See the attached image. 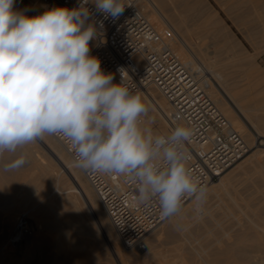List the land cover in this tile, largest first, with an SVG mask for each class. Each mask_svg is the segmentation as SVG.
Listing matches in <instances>:
<instances>
[{"label": "clouds", "instance_id": "obj_1", "mask_svg": "<svg viewBox=\"0 0 264 264\" xmlns=\"http://www.w3.org/2000/svg\"><path fill=\"white\" fill-rule=\"evenodd\" d=\"M118 19L121 0H80L75 8L53 7L28 16L15 0H0V157L59 135L70 141L77 166L123 175L137 184L140 203L155 199L162 219L179 213L185 197L202 202L206 190L190 175L184 144L189 127L170 134L142 129L149 108L138 93L114 83L90 54L97 36L88 4ZM20 155L4 163L14 171Z\"/></svg>", "mask_w": 264, "mask_h": 264}, {"label": "bare ground", "instance_id": "obj_2", "mask_svg": "<svg viewBox=\"0 0 264 264\" xmlns=\"http://www.w3.org/2000/svg\"><path fill=\"white\" fill-rule=\"evenodd\" d=\"M137 1L145 15L158 27L167 24L161 13L162 10H168L166 0ZM173 2L172 6L174 4ZM246 4L247 3H245V7H247V5L250 7L251 5L252 8L257 10V12L261 7L259 1L252 2L250 5ZM175 5L177 9H179V13L182 15L181 17H183V13L187 11L198 12L203 7L200 0H195L193 3L181 1ZM53 7L69 8L64 3V0H15L14 4L15 11L28 16L42 14L47 9ZM239 7H241V4L239 3L231 6L229 5L231 11H234L235 9L239 10ZM242 8L244 7L242 6ZM261 9H263V6ZM216 22L217 21L215 20V24ZM184 33H186V31ZM181 38L182 40L178 49L179 54L186 64L200 73L205 74V80L208 83V92L211 98L220 111L228 118L233 128L243 135L245 146L247 147L246 152L250 151V148L256 144V134L247 127L240 114L234 110L229 100L223 96L221 90L236 106L237 110L250 123L253 130L259 136H264V122L261 120L262 118L260 119L253 112L252 107L243 101L237 93L233 81L227 74L220 70V67L218 68L216 66V63L213 64L215 65L214 67H208L206 64H199L195 59L190 58L187 52H185L186 45L184 46V42L187 43V40L185 41L187 37H184L185 39H183V37ZM213 56L215 57V55ZM209 75L217 79L221 90L210 80L211 77ZM157 90L158 89L155 87H149L141 95L149 108V112L147 115L143 116V122L140 126L142 129L150 130L154 134H165L169 131L168 116L171 113V107L167 99L159 90ZM55 143L45 135L43 139H39L35 143H31L18 149L19 151H25L28 153V157L26 156V165L18 170L5 171L3 165L10 160H7L6 154L0 157V178L5 183V189L2 191L0 190V193H2V199L0 200V206L2 207L0 217L3 222L6 221L5 223H8L9 220L11 221V218H14L17 210H20V207L25 208V212H27L30 217L34 218L39 224L40 229H42V233L37 234L36 245H40L42 248L47 247L49 243L52 245H61L63 250L70 253L71 258L76 264H90L88 254L101 253L103 252L104 247L110 248L120 263L152 264L151 261L156 260L157 256H160L157 246L159 241H164H162V238L166 237L167 239H170L171 237L172 239V237L174 238L183 235L182 233L184 232L182 229L184 230V228L190 230L193 229V231L197 233V236H202L208 232L209 229L208 233H211L212 226L210 227V221L218 212H222L230 218L229 228H227L228 226L226 227L228 223L224 225L229 230L228 237L226 230L225 237H222V239L219 240L217 237L222 235V233L220 234L218 232L220 235L217 234L218 236L216 235V238L219 241H217V239L216 242L209 241V244L207 242L205 248L200 247L201 250L198 249V246L196 249L194 247L190 248L191 244L194 243L191 242L189 247H187L188 244L185 246L188 254H190L191 257L193 256V259H197L198 264H239V261L233 259V255H236V257L239 258L237 255L243 256L249 252L246 254L249 258L248 256L246 258L250 261V264H264L263 149L262 151L260 148H256L255 151L247 155H245V152L243 156L222 173L217 183L214 182L215 184H212L207 188H204V186L203 188L206 190V194L202 202H197L195 199L189 198L182 205L178 214L165 220V222L150 233L152 237L149 240L147 238L148 248L141 251L128 249L125 246L122 247L119 238L113 236L109 230L107 222L105 221V214H103L99 207V198L95 192V195L91 192V189L87 184L88 181L85 182L82 178L84 175L83 171L77 167L72 160L66 159L67 157L65 158L63 156L61 150ZM40 148L48 152L49 156L47 157L41 152ZM261 153L262 156L259 155ZM4 173L11 175L12 178H7ZM242 175H245V177ZM246 178H251L252 180L249 182V185L246 182L247 186H245V189L247 190V194L242 198L243 196L241 197L240 195L239 197L237 194H234L232 188L233 186H240L239 188H241V185L238 186L236 184L243 183L238 181L236 183V180H242V182H244L243 180ZM246 190L244 192H246ZM220 194L229 199L227 206H222V210H219L221 209V207H219L221 205L219 204L218 206L217 202L215 203V200H213L216 196H220L221 198ZM241 198L245 199V205L238 202L242 201ZM206 205H208V208H210L209 205H213L214 208L212 213L203 214V218H201L200 215L199 219H196L198 221H195L196 223H194L193 226L190 228L189 226H186L189 225V219L199 214L201 206L204 207ZM222 213H220V215L226 219L225 215H222ZM22 215L24 214L21 213L18 215L19 217H17L14 225V233L11 240L15 242L21 241V239L28 233L27 225L20 220ZM226 220H228V218ZM91 223H94L97 226V229L92 228ZM68 228H72L74 232L72 230L71 232L68 231ZM214 233L216 234V232ZM187 238L188 237L186 236V239ZM205 239H208V237ZM244 241H250L249 245H241ZM180 246H182V244ZM20 261L21 260H19V263ZM189 262L190 261H188V263ZM182 264L185 263L183 262Z\"/></svg>", "mask_w": 264, "mask_h": 264}, {"label": "built area", "instance_id": "obj_3", "mask_svg": "<svg viewBox=\"0 0 264 264\" xmlns=\"http://www.w3.org/2000/svg\"><path fill=\"white\" fill-rule=\"evenodd\" d=\"M64 3L71 9L78 7L80 0H64ZM121 3L125 10L116 20L105 19L93 3L88 4L97 29L96 38L90 41V54L99 58L106 73L113 74L114 83L122 82L132 93L142 95L149 87L157 88L171 107L169 131L163 135L170 134L178 125L189 127L192 135L183 150L188 156L186 167L190 175L202 187L218 181L246 152L242 135L211 98L205 74L186 64L179 54L181 41L174 31L153 23L137 0H121ZM52 136L77 166L70 141ZM80 169L122 245L146 250L149 234L168 219L161 218L158 202L155 199L138 202L137 184L126 176ZM189 198L185 197L182 205ZM20 220L24 222L25 216Z\"/></svg>", "mask_w": 264, "mask_h": 264}, {"label": "rangeland", "instance_id": "obj_4", "mask_svg": "<svg viewBox=\"0 0 264 264\" xmlns=\"http://www.w3.org/2000/svg\"><path fill=\"white\" fill-rule=\"evenodd\" d=\"M166 1H167L168 10L166 11L162 10L161 13L168 25L164 24L161 27L168 26L169 28H171L175 34L177 33L176 36L180 39L179 41L182 40L181 37H183V39L187 37L185 39V41L187 40V43L184 42V46L186 45L185 48L187 49V50L185 49V52H187L189 57L195 59L199 64L204 63L208 67H214L215 65L213 64L216 63L217 64L216 66L218 68L220 67L221 68L220 70L224 72L225 74H227L229 78L233 81L235 89L237 90V93L243 99V101L247 103L250 107H252L253 112L260 119L262 118L261 120L264 122V0H229V1L228 0L226 1L225 0H200L203 6L201 10H199L198 12L187 11L183 13V17H181L182 15L179 13V9H177L175 4L181 1L193 3V1L195 2V0H166ZM256 1H259L261 3V7L263 6V9H261V7L258 9V12L255 8H252V6L250 5V3L252 4V2H256ZM172 2L174 3L173 6H172ZM238 3L241 4V7L238 8L239 10L232 9L234 11H231L229 8V5L231 6L233 4H238ZM245 3L249 4L250 7H248L247 4L246 5L248 8L245 7ZM242 6L244 8H242ZM226 7H227V10H226ZM215 20L217 21L216 24H215ZM186 21L189 23H187ZM182 31L184 32L186 31V33ZM213 55H215V57ZM210 77H211L210 80L213 83H215L217 88L221 90L217 79L212 76ZM221 92L223 96L229 100L234 110H236L240 114L241 118L244 120L247 127L256 134V144L252 148H250V151L246 152L245 155L250 154L251 152L255 151L256 148L257 149L260 148V150L262 149L264 150V136H259L253 130L250 123L237 110L236 106L231 102V100L226 96V94L222 90ZM47 136L52 141H54V143L56 142L55 143L56 146L61 150L63 156L65 158L67 157L66 159L72 160L69 154L67 153V151L65 150V148L63 147V145L55 137H53L52 135H47ZM40 150L47 157L49 156L48 152H46L44 149L40 148ZM263 154H264V151H263ZM20 155H23L26 158L28 153L25 151H19V150L15 154L6 153L7 160L14 159ZM259 155L262 156V153ZM262 157H264V155ZM5 176L7 178H12L11 175L5 174ZM242 176L245 177V175H242ZM82 178L85 182H87L84 175L82 176ZM251 180H252L251 178L244 179L243 180L244 182H242V180L241 181L236 180V183L238 181L243 184H240V183L236 184L238 186L241 185V188H239L240 186L239 187H237L236 185H235L236 187L233 186L232 192L234 194H237V196L240 197L241 195V197L243 196L242 198H244L247 194V190L245 189L246 188L245 186H247L246 182L249 185V182H251ZM218 181H216L215 183H217ZM215 183H209L204 188H207ZM87 184L89 188L91 189V192L95 195L90 184L88 182ZM3 189H5V183L0 178V190L2 191ZM245 190L246 192H244ZM1 197H2V193H0V200L2 199ZM242 198L241 200L243 202L242 201H238V202H240L241 204L243 203L242 205H245L244 204L245 199H242ZM213 200H215L214 201L215 203L217 202L218 206L219 204L221 205L219 206L221 207V209L219 210H222L224 206L226 207L229 202V199L226 198V196H222V195H221V198L220 196H216ZM207 206L208 205L204 207L201 206V210H199L200 212L199 214H197L198 216L197 215L193 216L192 217L193 219L191 218L188 220L189 225H186V223L185 225L189 226L190 228L191 226L194 225V223L198 221L196 219L197 218L199 219L200 215H201V218H203V214H206V213L211 214L214 207L213 205H209L210 208H208ZM99 207L101 208L103 214H105V221L107 222L109 226L110 232L113 234L115 238H118L116 230L114 226L112 225L106 211L104 210V207L102 206L100 202H99ZM1 208L2 207L0 206V211H1ZM19 209L20 210H17L14 218H11V221L9 220V222L7 221L8 223H5L6 221L3 222V220L0 217V264H17L19 263V260H21L20 261L21 264H76L75 261L71 258L70 253L63 250L61 245H52L51 243H49L47 247L45 248L44 247L42 248V246L40 245H36L37 244L36 242L37 234H41L42 229H40L37 221L34 218L30 217L29 214H27V212H25L24 210L25 208L20 207ZM21 213H23L25 216L24 222L27 225L28 233L24 238L21 239V241L15 242V241H12L11 238L14 233V225H15L16 219L17 217H19L18 215ZM220 213L222 212H218L217 213L218 215L216 214V216H214V218L210 221V227L212 226L211 227L212 232L208 233L210 230L209 229L208 232L205 233L207 235L203 234L202 236L201 235L197 236V233H195L193 229L190 230V229L184 228V230L182 229V231L184 232L182 233L183 235H180L174 238L172 237V239L171 237L170 239L169 238L167 239L166 237L162 238V241L163 240L164 241L163 242L159 241L160 243L158 242V246H157L161 257L157 256L156 260H153L154 262L151 261L152 264H155L157 261L158 262L156 264L158 263L160 264H165V263L166 264H182L183 262L185 264H194V263L198 264L197 259L195 258L193 259V256L191 257V255L188 254L185 246L188 244L187 247H189V244H191V242L192 243L194 242L193 244H191L190 248L191 247H194L195 249L198 247H199L198 249H200V247L205 248L207 246V242L209 244V241L216 242L217 238L221 240L222 237H225L226 234L228 237L229 230L227 228H229L230 218L222 213V215H225L226 219L228 218V220H226L220 215ZM224 225L228 227L226 228ZM91 227L96 228L97 226L94 223H91ZM67 230L70 232L72 230L74 232L72 228L70 229L68 228ZM226 230H227V233L225 234ZM214 232H216V234ZM218 232L224 235L222 236ZM217 234H219L221 237L220 236H219L220 238L217 237L218 236ZM186 236L188 237L187 238L188 240L186 239ZM151 237L152 235L150 234V236L148 237V240L151 239ZM207 237L208 239H205ZM210 237H212L213 239L215 238V239L213 240ZM189 238L191 239V241ZM218 239L217 241H219ZM103 242L105 244L104 239H103ZM249 243L250 241L249 242L244 241L243 243H241V245H249ZM181 244L182 246H180ZM121 246L123 247V245ZM187 254L188 256L189 255L190 256L188 257ZM246 254L243 256L237 255L239 258H237L236 255H233V259L239 261L240 262L239 264H250V261H248L246 258L248 256V255L246 256ZM88 259H90V262H89L90 264H123V263H120L116 259L112 250L108 247H104L103 252L101 253H94V254L89 253ZM188 261L190 262L188 263Z\"/></svg>", "mask_w": 264, "mask_h": 264}]
</instances>
